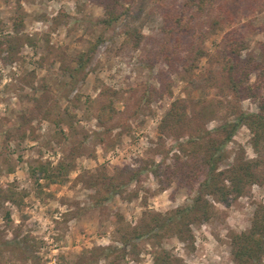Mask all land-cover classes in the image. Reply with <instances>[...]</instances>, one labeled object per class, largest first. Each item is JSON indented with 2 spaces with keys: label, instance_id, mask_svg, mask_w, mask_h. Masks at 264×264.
Returning a JSON list of instances; mask_svg holds the SVG:
<instances>
[{
  "label": "rangeland",
  "instance_id": "374dc122",
  "mask_svg": "<svg viewBox=\"0 0 264 264\" xmlns=\"http://www.w3.org/2000/svg\"><path fill=\"white\" fill-rule=\"evenodd\" d=\"M185 2L134 0L108 27L102 23L107 18L102 0H0V40L13 38L17 44L12 52L3 46L0 54V264H155L158 249L145 239L137 242L135 252L117 257L120 232L140 224L147 212L167 215L190 206L193 195L177 183L162 186L143 171L140 182L98 206L91 181L113 178L125 168L143 170L147 162L171 164L177 144L159 128L172 103L185 100L196 119L201 108L233 101L218 61L223 39L235 35L244 42L243 61H259L264 45V0L254 5L217 0V11L226 6L236 23L215 27L206 15L196 18L195 34L207 57L189 74L179 63L185 54L180 50L170 68L161 55L163 12L182 11ZM129 29L142 35L139 45L126 35ZM94 45L90 66L72 79L65 57L72 59ZM71 68L78 66L72 63ZM104 90L116 93L115 106L122 112L105 143L99 111L91 105L98 104ZM40 97L50 100L49 109L57 103L48 119L33 112L32 99ZM242 109L257 113L258 103L245 100ZM228 119L233 117L223 109L199 125L213 130ZM79 147L86 155L75 159L61 183L31 175L30 168L39 163L55 168L73 160ZM92 152L96 158L89 156ZM243 153L258 158L245 127L226 148L220 169ZM12 192L19 203L8 201ZM210 202L212 219L191 226L194 245L177 237L164 241L175 264H235L230 237L250 230L257 207L264 206V183L229 207Z\"/></svg>",
  "mask_w": 264,
  "mask_h": 264
},
{
  "label": "trees",
  "instance_id": "16d2710c",
  "mask_svg": "<svg viewBox=\"0 0 264 264\" xmlns=\"http://www.w3.org/2000/svg\"><path fill=\"white\" fill-rule=\"evenodd\" d=\"M133 1L102 0L101 5L107 12V18L102 20V23L108 27L117 23L124 11H127L125 5ZM150 1L158 4L159 0ZM249 1L251 5L257 2V0ZM216 2L217 0H186L182 11L163 12L164 45L161 48V55L165 65L173 67L176 55L180 50H184L185 54L180 58L179 63L190 74L198 68L200 61L207 57L206 51L199 42L200 37L195 34V20L199 16L206 15L212 18L215 27L224 22L236 23L226 6L217 11ZM217 12H220L219 15H214ZM2 27L3 23L0 20V32ZM126 35L135 45H139L143 39L141 34L130 29L126 30ZM99 42H103V39ZM3 46L5 50L12 52L17 46L16 40L13 38L0 40V54L5 51L2 49ZM96 48L97 45H94L88 52L80 53L72 59L65 57L63 62L65 71L72 79L75 73H85ZM221 48L218 61L233 101L226 104L212 103L208 107L201 108L196 119L190 117L185 100L174 101L159 128L161 134L172 136L176 141L177 148L172 154L171 164L147 162L143 170L125 168L113 178L103 175L102 178L91 181L90 187L96 192L95 203L98 206L109 202L113 196L122 195L124 188L140 182L143 171L149 172L162 186L177 183L178 188L187 189L193 195L192 204L188 207L179 208L167 215L147 212L137 226H124L120 232L121 248L115 249L118 252L117 257L120 254L135 252L138 248L137 242L145 239L153 242L158 249L154 257L155 264H175L174 256L163 247L164 241L177 237L181 242L194 245L191 226L208 223L214 216V206L210 199L229 207L233 201L247 195L252 186L264 183V45L259 61L253 57L246 61L241 59L245 45L235 35L226 36ZM72 63L77 64L78 68H71ZM253 76L256 78V83L251 85ZM115 99V92L104 90L100 94L98 104H91L99 111L97 119L104 129L100 139L103 143L113 134V123L122 114L115 106ZM250 99L258 103L257 113H247L242 109V102ZM32 101L35 103L33 112L42 116L40 119H48L57 105L56 103L49 109L50 100L46 97L33 98ZM223 109L229 111L232 120L224 121L213 130L199 125L200 122ZM38 116L32 120L38 119ZM242 127L251 132L252 147L258 158L251 160L243 153L229 167L221 170L227 159L226 148L234 141ZM74 152L73 160L67 163L60 162L55 168L47 163H39L31 167V175L50 184L61 183L64 176L73 170L75 159L86 155L83 147L77 148ZM89 156L96 158L95 152L90 153ZM15 196L16 193L12 192L7 198L8 201L19 203ZM135 196L139 197L138 191L135 192ZM230 240L235 264H264V206L257 207L250 230L241 234L233 233ZM111 257L107 255L105 259L111 260Z\"/></svg>",
  "mask_w": 264,
  "mask_h": 264
}]
</instances>
